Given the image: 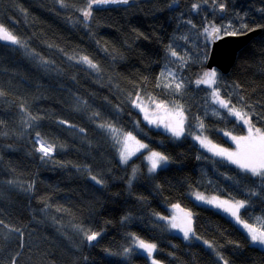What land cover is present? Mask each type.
Listing matches in <instances>:
<instances>
[{"label":"trees","instance_id":"16d2710c","mask_svg":"<svg viewBox=\"0 0 264 264\" xmlns=\"http://www.w3.org/2000/svg\"><path fill=\"white\" fill-rule=\"evenodd\" d=\"M86 3L67 0L61 8L56 0H0V24L25 44L0 42V264H149L133 236L155 243L154 257L163 264H223L217 252L228 264H264V249L225 213L190 197L200 192L245 199L242 219L258 226L264 182L211 157L190 136L174 138L149 124L131 103L137 92L175 101L184 107L188 133L200 134L202 120L208 139L231 146L224 133L244 135L245 129L212 102L208 87L195 84L210 51L201 32L209 21L264 25V0H223V14L212 0H131L94 8L85 22L77 9ZM259 29L228 73L217 70L215 88L238 107L251 104L244 110L254 111L253 122L264 130V27ZM169 45L184 59L172 57ZM81 56L99 71L77 63ZM178 61H187L183 69ZM166 69L183 82L180 93L156 87L166 83ZM100 124L131 132L148 150L168 156L167 165L150 174L144 153L123 164L121 143ZM37 133L54 146L47 160L36 151ZM176 209L192 213L193 230L215 251L169 232L158 216ZM88 230L101 233L91 244ZM125 248H132L126 256Z\"/></svg>","mask_w":264,"mask_h":264},{"label":"snow or ice","instance_id":"6c2138e0","mask_svg":"<svg viewBox=\"0 0 264 264\" xmlns=\"http://www.w3.org/2000/svg\"><path fill=\"white\" fill-rule=\"evenodd\" d=\"M56 2L60 5L61 8L67 7V0H56ZM204 3H207L208 0H203ZM213 4L217 5L221 12H224L225 5L223 0H212ZM130 0H87L86 7L77 9L80 12L84 21L87 22L92 18L93 10L96 7H103L108 5H128ZM200 8V3H193L192 9L198 10ZM264 11V9H262ZM187 23L191 24V20L187 21ZM195 27V25H192ZM264 27V25L250 27L247 24H242L238 28H234L232 25L228 26H218L215 23L208 22L206 26L203 27L201 35H203L206 41L209 44H215L217 41L224 39L225 37H236L239 35H247L250 32H255L258 28ZM243 29V31H241ZM0 41L7 42L12 45H17L19 47H24L25 44L21 40V38L10 31L3 24H0ZM169 54L172 57H176L179 60H183L184 58L179 56L177 51L169 45ZM209 53H205V59H207ZM69 59H74V57H69ZM77 63L86 64L88 67L99 71L98 65L95 64L88 56H81L76 60ZM187 61H185L186 63ZM44 63H48L44 61ZM164 73H161L163 76ZM170 76H173L172 73H169ZM218 80V72L215 68H209L208 70L203 72V75L196 80V84L199 86L201 84H205L208 87H212L217 84ZM165 87L168 89L174 90L176 93H180L183 88L182 81H175L173 78L172 82L157 83L156 87ZM239 87V86H237ZM0 95H3L0 92ZM212 102L218 104L221 108L227 110L228 114L237 118V120L241 121L244 125L247 126V135L236 136L232 135L231 132H225V136H229L230 139L236 144V150L230 151L227 148H222L216 144H214L207 136L203 134L204 124L201 120L199 123V128L201 129V133L196 135L194 138L201 144L202 147L206 148L208 151L212 152L213 155L219 156L224 160H227L229 163L236 165L242 172L250 173L253 177H258L261 182H264V130L261 127H257L256 124L252 120V116L256 115L254 111H245L247 108L251 110L252 105L249 103H244L241 106H237L232 103L231 98H224L221 96L218 88H213L211 93ZM147 100V103H146ZM240 100L243 101L244 97L241 96ZM131 103L134 107L138 108L141 112L144 113V119L148 121L149 124H155L157 127H164L167 131L171 132L172 135L176 138L181 137L185 133V121L187 117L184 113L183 105L176 103L175 101L165 103L163 100H158L153 95H148L146 98L141 96L139 92L135 94V97L131 100ZM154 106V108L152 107ZM24 110L23 108L21 109ZM95 115H99L98 113ZM155 117V118H154ZM32 120H38L39 117L30 116ZM61 124L66 123L65 121H60ZM101 128H106L108 131L112 133L122 134L123 139L117 140L118 143L123 145V148L120 152V158L122 163H127L130 159L131 155L134 152L128 150V142L133 141L138 147L137 151L140 149H147V144H142L136 137L131 133H121V130L115 128L111 124H100L98 125ZM83 131V129H81ZM191 134V133H189ZM39 137V133H37ZM37 143L39 147L36 151L40 152L41 159L51 158V155L54 151V146L49 144L46 140L38 139ZM147 159L150 164L149 172H155L158 168L161 167L162 164H167L169 157L164 155L161 152L149 150ZM136 169H133V178H135ZM97 184H102V181L98 179L96 176L91 177ZM11 183V181L9 182ZM131 183V181L129 182ZM257 193L253 192L252 195H256ZM195 199L202 201L206 204H211L214 207L221 208L224 212H227L231 217H233L237 224L241 225L246 231L250 242L253 245L260 246L264 248V221H260L258 226L252 223L247 222L242 219L241 210L246 209L248 207V202L245 199H220L217 196L206 197L205 195L196 192L194 193ZM175 207L179 208V205H175ZM183 211V210H181ZM192 213L185 212L184 220L181 222H177V218L174 216L169 221L170 227L174 229H178L183 233V238L185 240H190L191 238H195L196 240H200V237L196 234V232L192 228ZM159 219H166L163 216H160ZM0 224H3V221H0ZM7 227V225H5ZM12 231H16V229H12ZM85 239L91 244V242L96 241L98 237L101 235L98 231L88 230L85 233ZM133 240L135 241V247L143 250V252L147 253L149 258L153 257V253L156 251L157 245L155 243H151L145 241L144 239H140L139 237L133 236ZM204 243L211 249L215 251V248L212 243L205 240ZM132 251V248H125L123 255H127ZM218 258L223 261V264H228V261L217 252ZM12 264H16V261L13 260ZM152 264H158L157 260L152 259Z\"/></svg>","mask_w":264,"mask_h":264},{"label":"rangeland","instance_id":"374dc122","mask_svg":"<svg viewBox=\"0 0 264 264\" xmlns=\"http://www.w3.org/2000/svg\"><path fill=\"white\" fill-rule=\"evenodd\" d=\"M1 43H4V44H8V45H12V44H9V43H7V42H4V41H0ZM164 75H163V80H164V82H166V83H169V82H172L173 81V78L175 79V81H177V82H179V76H178V74H177V72L176 71H174V70H170V69H166L164 72ZM169 73H172L173 74V76H170L169 75ZM203 75V74H202ZM201 75V76H202ZM200 76V77H201ZM199 77V78H200ZM198 78V79H199ZM195 84H196V82H195ZM197 85V84H196ZM201 85H204V86H206V87H208L207 85H205V84H201ZM210 90H211V93H212V89L213 88H215V85H213L212 87H208ZM212 99V98H211ZM146 103H147V100H146ZM215 104V103H214ZM218 108H220V109H223V110H225V111H227L226 109H224V108H221L218 104H215ZM153 108H154V106H152ZM138 109V108H137ZM139 110V109H138ZM140 111V110H139ZM141 112V111H140ZM142 113V117H143V120L144 121H146L145 119H144V113L143 112H141ZM186 116V115H185ZM231 116V115H230ZM244 129H245V134L244 135H247V126L246 125H244L241 121H239V120H237V118L236 117H234V116H232ZM155 118V117H154ZM146 122H148V121H146ZM151 125H155V124H151ZM162 129H164L166 132H168L170 135H172V133L171 132H169V131H167L164 127H161ZM184 128H185V133H184V135H182L181 137H183V136H186V135H188V136H190L192 139H193V141L201 148V149H203L205 152H207L210 156H212V157H214V158H219V159H222L221 157H219V156H215V155H213V153L212 152H210V151H208L206 148H204V147H202L201 146V144L194 138L196 135H199V134H193V133H191V134H189L188 132H187V130H186V121H185V125H184ZM110 132V131H109ZM111 133V135H112V137H115V139L116 140H122L123 139V136H122V134H117V133H112V132H110ZM122 133V132H121ZM173 136V135H172ZM225 136V135H224ZM236 136H241V135H236ZM174 137V136H173ZM181 137H179V138H181ZM174 138H176V137H174ZM225 138L230 142V144H231V146H225V147H222V148H227V149H229L230 151H235L236 150V144L230 139V137L229 136H225ZM137 140H139L138 138H136ZM140 141V140H139ZM142 144H145L144 142H142V141H140ZM213 142V141H212ZM214 144H216V145H218V146H222V145H219V144H217V143H215V142H213ZM39 145V144H38ZM137 145L133 142V141H129L128 142V150L129 151H132V152H134V154L133 155H131V157H130V159L128 160V162L131 160V159H133V158H135V157H137V156H139L140 154H145V160H146V162H147V165H148V172H149V168H150V164H149V161H148V159H147V155H148V152H149V150H148V148L147 149H140V150H136L137 149ZM123 148V145L121 144V147H120V151H121V149ZM54 152V151H53ZM53 154V153H52ZM48 158H45L44 160H47ZM227 161V160H226ZM127 162V163H128ZM126 163V164H127ZM168 163V162H167ZM123 164H125V163H123ZM167 164H162L161 165V167L160 168H162V167H165ZM232 165H234V164H232ZM236 166V165H235ZM160 168H158L157 170H159ZM156 170V171H157ZM155 171V172H156ZM155 172H149L150 174H154ZM250 174V173H249ZM194 193H196V192H192L191 194H190V197L194 200V201H196L198 204H201V205H203V206H206V207H209V208H212V209H214V210H216V211H219V212H223V214L225 213L226 214V216L240 229V230H242L246 235H247V231L241 226V225H239V224H237L236 223V221H235V219L233 218V217H231L227 212H224L221 208H217V207H214L213 205H211V204H206V203H203L202 201H199V200H196L195 199V195H194ZM200 193V192H199ZM201 194H203V193H201ZM203 195H205L206 197H212V195H206V194H203ZM218 197V196H217ZM220 199H224V198H221V197H219ZM181 210H183V211H181ZM185 212H190V211H187V210H185V209H176V211H173L172 212V214L169 216V217H165L166 219H164L163 221H165L166 222V224H167V229L169 230V232H171V233H173V234H176V235H178V236H180V237H182L183 238V233L181 232V231H179L178 229H174V228H171L170 227V224H169V221L172 219V217H176L177 218V222L179 223V222H181V221H183L184 220V213ZM161 216V215H160ZM160 216H158V219H159V217ZM164 217V216H163ZM191 219H192V222H193V215H192V217H191ZM159 220H161V219H159ZM193 228V227H192ZM248 236V235H247ZM184 239V238H183ZM193 238H191L190 240H192ZM185 240V239H184ZM190 240H186V241H190ZM201 242H203L204 243V241H202V240H200ZM257 246V245H256ZM260 247V246H259ZM134 248L139 252V253H141V254H145V255H147V253H145V252H143V250H141V249H139V248H137V247H135L134 246ZM262 248V247H261ZM262 249H264V248H262ZM147 257H148V255H147ZM148 259H149V264H152V259H155V260H157L155 257H154V254H153V257L152 258H149L148 257ZM157 262H158V264H163V263H161L160 261H158L157 260Z\"/></svg>","mask_w":264,"mask_h":264},{"label":"water","instance_id":"95a60500","mask_svg":"<svg viewBox=\"0 0 264 264\" xmlns=\"http://www.w3.org/2000/svg\"><path fill=\"white\" fill-rule=\"evenodd\" d=\"M253 35L254 32L236 37H225L212 44L210 56L207 59V68H217L224 73H228L234 65L239 51L242 50L243 46L249 42Z\"/></svg>","mask_w":264,"mask_h":264},{"label":"bare ground","instance_id":"6f19581e","mask_svg":"<svg viewBox=\"0 0 264 264\" xmlns=\"http://www.w3.org/2000/svg\"><path fill=\"white\" fill-rule=\"evenodd\" d=\"M220 11V10H219ZM220 13L221 14H223L224 12H221L220 11ZM260 29L258 28V30L257 31H255L254 32V35L250 38V40H249V42L245 45V46H243V48H245L250 42H251V40L252 39H254L255 37H257V35L260 33ZM250 33H252V32H250ZM249 34V33H248ZM240 36V35H239ZM211 47H212V44H210V49H211ZM242 48V49H243ZM240 52V51H239ZM209 53V55H208V57H207V59L209 58V56H210V51L208 52ZM238 56V55H237ZM206 64H207V60H206ZM184 65H185V63L184 62H181V61H178L177 62V66H179V68H181V69H183V67H184ZM206 68H207V66H206ZM216 70H219V69H217V68H215ZM207 70H208V68H207ZM220 72H222L221 70H219ZM222 73H224V72H222ZM37 139H42L41 137H37ZM220 145V144H219ZM221 147H225L224 145H222ZM203 150V149H202ZM121 152V151H120ZM207 153V152H206ZM212 157V156H211ZM214 158V157H213ZM215 159H219V158H215ZM135 242V241H134Z\"/></svg>","mask_w":264,"mask_h":264}]
</instances>
